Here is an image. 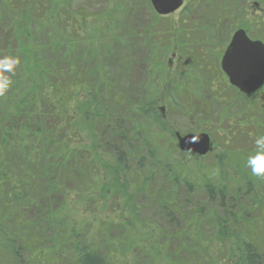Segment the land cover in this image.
Wrapping results in <instances>:
<instances>
[{
    "label": "rangeland",
    "instance_id": "rangeland-1",
    "mask_svg": "<svg viewBox=\"0 0 264 264\" xmlns=\"http://www.w3.org/2000/svg\"><path fill=\"white\" fill-rule=\"evenodd\" d=\"M41 1L50 6V0ZM52 8V15L40 11L37 19L31 13L32 43L42 46L39 56L52 63L48 69L55 75L58 63L94 86L98 77L111 80L112 86L102 87L101 79L95 89L108 120L101 125L87 118L85 102L72 104L65 138L78 153L64 156L55 146L43 153L47 164L67 157L69 166L62 169L67 188L42 181L37 199L49 214L22 233L43 247L56 243L51 253L57 255L61 238L72 233L73 241L85 240L109 264H230L213 220L224 211L221 187L228 210L248 207V216L264 217V176L254 175L247 163L264 135V85L251 99L243 97L224 82L220 60L238 29L264 41V0H184L166 16L157 14L150 0H59ZM12 17L9 10L0 11V48ZM184 28L188 37L180 32ZM182 41L201 43L206 51L201 64L182 58L177 48ZM7 56L0 50V59ZM18 70L4 75L21 91L37 70L32 76ZM148 101H154L162 125L144 112ZM202 132L213 141L207 155L178 148L176 133ZM210 183L217 188L213 200Z\"/></svg>",
    "mask_w": 264,
    "mask_h": 264
},
{
    "label": "trees",
    "instance_id": "trees-1",
    "mask_svg": "<svg viewBox=\"0 0 264 264\" xmlns=\"http://www.w3.org/2000/svg\"><path fill=\"white\" fill-rule=\"evenodd\" d=\"M22 1L0 0V11L9 10L14 15L4 25L6 44L0 50L7 51L10 56H20L18 74L30 75L32 70H37L33 75V78L36 77L32 79L33 81L25 83L24 89L21 91L12 89L11 84L12 92L0 96V264H72V262L74 264H109L107 259L85 240L73 241L72 233L68 236V240L65 237L61 238L59 242L61 244H58L62 247L61 255L51 253L56 243L50 247H43L42 244L37 243L36 238L27 235L30 223L49 214L44 212L37 199L41 182L46 181L64 189L65 186L67 188L69 178L62 174L63 167L69 166L65 165L67 157L47 164V156L43 153L47 152L46 148L50 146L65 150L64 156L78 153L76 148L72 150L71 144L65 138V127L73 122L71 107L76 101L85 102V107L88 109L87 118L101 125L107 122V107L96 96L95 89H99L96 86L101 79L102 87L108 85L110 87L111 80L98 77L96 79L98 83L94 86L88 83L84 76L79 77L78 74L70 72V68L63 72L58 63L52 70L59 68V75L50 71L48 67L52 63L38 53L42 52V46L32 43L36 28L30 25V16H32L31 13H37L35 16L37 19L40 17V11H46L49 16L53 10L52 5L59 0H50V6L47 8L41 0H31L30 5ZM186 10L188 8L185 7L182 13L185 14ZM63 30L68 29L63 28ZM180 32L183 33V37H188L187 29H180ZM193 32L190 33L193 34ZM256 39L261 40V38ZM65 46H67L66 43ZM93 47L92 45L90 52ZM177 48L182 58L184 56L200 64L204 61L203 56L206 51L201 43L194 45L192 42L182 41ZM38 76L40 81H37ZM223 77L224 82L229 83L225 76ZM102 87L100 89H106ZM240 95L251 99L254 94ZM1 104L5 109H2ZM143 110L151 119L162 125L160 114L154 107V101H148ZM35 117L39 118V122L33 125L30 120ZM58 125H61L60 129ZM161 128L164 129L163 126ZM64 139L65 142H63ZM81 148L84 149V146ZM123 158L124 152L121 151L118 158L120 163L123 162ZM84 160L87 163L90 159L85 156ZM104 160L103 163L109 167L108 161ZM120 163L118 167H121ZM173 177L177 178L175 175ZM184 180L188 188H192V183L187 179ZM146 183L143 181L141 188L145 187ZM206 188L209 199L213 200L214 191L217 188L214 189L211 183ZM248 188L251 191L250 185ZM226 192V189L220 188V204L224 211L213 220L216 224L219 244L227 249L230 264H264V238L261 237L264 234V217L256 219L248 216V207H242L238 213L228 210L224 203ZM252 203L256 205L259 201L253 197ZM23 230L27 232L24 234ZM2 257L5 258L3 262Z\"/></svg>",
    "mask_w": 264,
    "mask_h": 264
},
{
    "label": "water",
    "instance_id": "water-1",
    "mask_svg": "<svg viewBox=\"0 0 264 264\" xmlns=\"http://www.w3.org/2000/svg\"><path fill=\"white\" fill-rule=\"evenodd\" d=\"M157 14L166 16L175 13L184 0H150ZM221 69L231 86L243 94H254L264 85V42L252 39L245 29L234 32L221 58ZM178 148L197 156L207 155L213 148L208 133H176Z\"/></svg>",
    "mask_w": 264,
    "mask_h": 264
},
{
    "label": "clouds",
    "instance_id": "clouds-1",
    "mask_svg": "<svg viewBox=\"0 0 264 264\" xmlns=\"http://www.w3.org/2000/svg\"><path fill=\"white\" fill-rule=\"evenodd\" d=\"M20 64L18 56H7L0 59V96H3L11 87L10 77L5 76L4 72L14 71ZM256 154L248 158V166L251 172L256 176H264V135L259 136L256 141Z\"/></svg>",
    "mask_w": 264,
    "mask_h": 264
},
{
    "label": "flooded vegetation",
    "instance_id": "flooded-vegetation-1",
    "mask_svg": "<svg viewBox=\"0 0 264 264\" xmlns=\"http://www.w3.org/2000/svg\"><path fill=\"white\" fill-rule=\"evenodd\" d=\"M220 69H221V65H220ZM221 71H222V69H221ZM223 72V71H222ZM224 74V73H223ZM225 75V74H224ZM226 76V75H225Z\"/></svg>",
    "mask_w": 264,
    "mask_h": 264
}]
</instances>
